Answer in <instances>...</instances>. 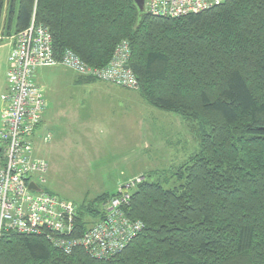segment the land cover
Returning <instances> with one entry per match:
<instances>
[{
  "label": "trees",
  "instance_id": "1",
  "mask_svg": "<svg viewBox=\"0 0 264 264\" xmlns=\"http://www.w3.org/2000/svg\"><path fill=\"white\" fill-rule=\"evenodd\" d=\"M32 15L49 29L57 57L69 49L94 68L126 41L140 97L178 114L199 148L128 189L119 210L142 228L118 252L65 253L45 234L1 229L0 264H264V0H226L179 17L139 16L133 0H0L7 35ZM123 184L76 204V234L105 218Z\"/></svg>",
  "mask_w": 264,
  "mask_h": 264
},
{
  "label": "built area",
  "instance_id": "2",
  "mask_svg": "<svg viewBox=\"0 0 264 264\" xmlns=\"http://www.w3.org/2000/svg\"><path fill=\"white\" fill-rule=\"evenodd\" d=\"M224 1L144 0L143 6L144 12L153 16L179 17L208 10ZM12 40L5 73L8 90L1 95L5 105L0 111V230L45 234L54 247L65 253L75 247L84 248L98 258L118 252L142 228L140 222L129 223L119 208L128 203V189L143 177L133 178L135 184L120 186L106 202L105 218L76 234L77 206L42 188L47 165L34 154L33 134L47 105L34 74L40 67L60 64L82 76L137 90L136 78L125 67L128 44L121 41L109 63L101 68L85 64L69 49L57 57L49 29L37 23L33 15L29 25L13 34Z\"/></svg>",
  "mask_w": 264,
  "mask_h": 264
},
{
  "label": "rangeland",
  "instance_id": "3",
  "mask_svg": "<svg viewBox=\"0 0 264 264\" xmlns=\"http://www.w3.org/2000/svg\"><path fill=\"white\" fill-rule=\"evenodd\" d=\"M77 78L75 71L60 64L40 67L34 74L49 110L35 131L34 153L46 162L45 188L55 196L78 205L116 191L119 184H135L133 178L139 175L154 172L155 179L198 151L178 114L149 105L136 90L103 81L79 84ZM108 86L130 92L129 99L142 102L127 110L136 112L135 118L120 120V125L111 124L108 117L107 123L101 116L94 119ZM48 130L51 134L44 141Z\"/></svg>",
  "mask_w": 264,
  "mask_h": 264
},
{
  "label": "crops",
  "instance_id": "4",
  "mask_svg": "<svg viewBox=\"0 0 264 264\" xmlns=\"http://www.w3.org/2000/svg\"><path fill=\"white\" fill-rule=\"evenodd\" d=\"M12 36H13L12 34L7 35L4 28L0 29V111L2 110V108L5 105V103L1 99V95L3 93L7 92V90H8V85L6 82L5 73H6V68H7V58H8L11 46L13 44ZM113 86H115V85H113ZM116 87H119V86H116ZM104 89H106L105 101H104V104L98 108L99 110L103 109V111L101 112V110H100V112L98 111L96 113V115L94 117L95 120L101 116L102 119L107 123L106 118L108 117V120L111 124L113 122L117 121L116 124L120 125L119 124L120 120L128 119L129 116H132L131 117L132 119L135 118L136 112L135 113H129L127 110L136 109L137 107L142 105V102L129 99V97L130 98L133 97L132 93H130V92L121 91L120 89H113L112 86H108L107 88H104ZM123 89H126V88H123ZM126 90H128V89H126ZM129 91H134V90H129ZM46 105H47L46 110L43 114L42 120L39 123V125H41V123L43 124V121L45 120V118L47 117V114H48V112H47V110H48L47 100H46ZM91 110H93V109H91ZM91 110H90V112H91ZM119 110H120V112H119ZM0 126H1V119H0ZM36 129H35V131H36ZM50 134H51V131L48 130V133L43 136V140L47 141L49 139ZM34 135H35V132L33 134V138H34ZM37 157H39V156H37ZM1 159H2V152L0 151V161H1Z\"/></svg>",
  "mask_w": 264,
  "mask_h": 264
},
{
  "label": "water",
  "instance_id": "5",
  "mask_svg": "<svg viewBox=\"0 0 264 264\" xmlns=\"http://www.w3.org/2000/svg\"><path fill=\"white\" fill-rule=\"evenodd\" d=\"M133 3L138 10V15L141 16L144 13V6H143L144 0H133ZM125 67L127 68V66ZM29 187L36 189V186H34L33 184H30Z\"/></svg>",
  "mask_w": 264,
  "mask_h": 264
}]
</instances>
